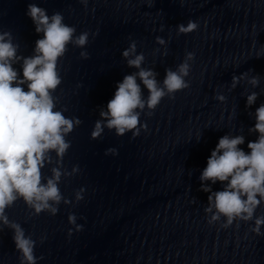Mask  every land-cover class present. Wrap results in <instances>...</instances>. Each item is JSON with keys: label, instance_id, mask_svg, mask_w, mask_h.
I'll list each match as a JSON object with an SVG mask.
<instances>
[{"label": "clouds", "instance_id": "clouds-1", "mask_svg": "<svg viewBox=\"0 0 264 264\" xmlns=\"http://www.w3.org/2000/svg\"><path fill=\"white\" fill-rule=\"evenodd\" d=\"M87 5L88 0H81ZM151 6L153 0H145ZM35 25V32L42 38L35 41L31 56L18 54L19 44L14 42L10 31L0 30V231L5 227L12 230L15 249L20 253V264H37L34 249L36 241L26 235L24 228L11 221L6 210L17 200H23L31 209L32 215L47 212L56 215L61 203H72L66 199L59 187L62 176H71L79 171L74 166L71 172L62 171L63 157L71 147L66 137L82 121L76 117H67L63 110H57V98L53 95L62 83L59 61L68 51V46L84 48L89 33L76 35L74 26L64 22L60 12L48 15L47 11L30 3L26 13ZM196 22L189 20L186 25L177 26L178 34H188L197 29ZM156 42L164 46L166 41L157 37ZM129 68L136 72L127 74L116 85L113 97L107 102L106 109L101 108L98 119L91 131L93 140L101 138L105 129L114 130L117 136L131 132L133 138L147 130L141 124V113L145 109L148 115L157 108L166 96L174 98L178 91L189 87L185 77L189 75L194 53L188 52L183 62L173 70H165L162 84L157 73L142 65L143 53L137 54V44L133 40L122 52ZM80 57L88 59L86 51ZM20 64L19 72L14 65ZM247 80L253 88L259 86V76L247 77L246 73L233 76L231 88L235 89L241 80ZM139 80V82H138ZM143 85V88L142 86ZM25 86L26 89L25 90ZM143 89H147V98ZM259 93L253 91L247 95L246 108L255 104ZM216 99L223 102L224 95ZM255 125L250 133H258L255 141H249L244 151L240 145L245 143L243 135H224L219 138L216 147L207 159V165L200 175L201 191L210 193L208 206L204 209L208 223L214 224L224 219L223 228L230 227L234 221H252V231L262 235L264 215L256 216V209L264 202V103L256 108ZM199 140V139H197ZM55 153V158H53ZM116 155L115 148L106 150L105 155ZM48 165L51 175L45 177L43 169ZM220 182L223 189L213 191L206 182ZM84 189L75 192V201L84 197ZM75 214H69L68 222L76 231L82 225L76 224ZM72 230L69 229V236ZM42 259V257H41Z\"/></svg>", "mask_w": 264, "mask_h": 264}]
</instances>
